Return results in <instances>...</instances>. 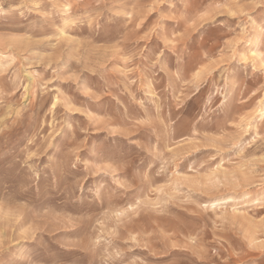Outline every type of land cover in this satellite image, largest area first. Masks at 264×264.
Wrapping results in <instances>:
<instances>
[{
    "label": "rangeland",
    "instance_id": "rangeland-1",
    "mask_svg": "<svg viewBox=\"0 0 264 264\" xmlns=\"http://www.w3.org/2000/svg\"><path fill=\"white\" fill-rule=\"evenodd\" d=\"M263 105L262 0H0V264H264Z\"/></svg>",
    "mask_w": 264,
    "mask_h": 264
},
{
    "label": "bare ground",
    "instance_id": "bare-ground-1",
    "mask_svg": "<svg viewBox=\"0 0 264 264\" xmlns=\"http://www.w3.org/2000/svg\"><path fill=\"white\" fill-rule=\"evenodd\" d=\"M149 94V96H151L150 95V93H148ZM263 108H264V105H263ZM263 114V111L262 110H260V115H262ZM262 117V116H261ZM218 171V170H217ZM254 202V201H253ZM117 215V214H116ZM82 228V227H81ZM76 229V228H75ZM75 229H71V230H75ZM80 232V231H79Z\"/></svg>",
    "mask_w": 264,
    "mask_h": 264
},
{
    "label": "snow or ice",
    "instance_id": "snow-or-ice-1",
    "mask_svg": "<svg viewBox=\"0 0 264 264\" xmlns=\"http://www.w3.org/2000/svg\"><path fill=\"white\" fill-rule=\"evenodd\" d=\"M262 3H264V0H262Z\"/></svg>",
    "mask_w": 264,
    "mask_h": 264
}]
</instances>
